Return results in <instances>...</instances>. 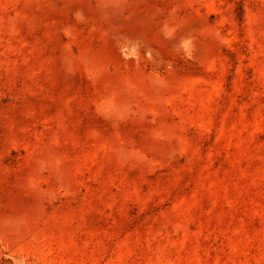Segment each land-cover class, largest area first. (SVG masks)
<instances>
[{"label": "rangeland", "instance_id": "obj_1", "mask_svg": "<svg viewBox=\"0 0 264 264\" xmlns=\"http://www.w3.org/2000/svg\"><path fill=\"white\" fill-rule=\"evenodd\" d=\"M0 264H264V0H0Z\"/></svg>", "mask_w": 264, "mask_h": 264}]
</instances>
